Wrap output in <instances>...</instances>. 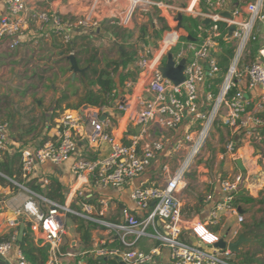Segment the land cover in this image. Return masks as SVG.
<instances>
[{"label":"built area","instance_id":"1","mask_svg":"<svg viewBox=\"0 0 264 264\" xmlns=\"http://www.w3.org/2000/svg\"><path fill=\"white\" fill-rule=\"evenodd\" d=\"M104 1L93 0L88 14L73 16L55 9L38 8L37 0H4L7 13L0 17V43H6L9 49L19 47L25 30L31 22H35L45 37L58 35L63 44L69 45L73 42L76 31L93 33V30L101 27L103 21L95 12H101ZM127 1L130 2V8L125 22H129L132 12L138 8L155 6L165 12L170 28L163 35L158 59L166 49L170 51L179 46L174 59L176 64L182 60L185 62L184 81L175 83L164 76L163 66L158 59L150 58V49H145L136 60V66L140 69V79L148 95L141 101L136 116L135 124L140 126V135L130 143L123 142L113 132L110 120L100 118L102 107L83 104L76 109H66L60 116L46 122L45 135L38 145L23 146L12 142L11 148L14 152H21L24 180L36 178L39 166L44 162L60 165L71 161L72 173L91 188L118 189L142 175L169 145L164 138L147 139L153 124L167 130H178L183 124H187L184 133L169 147L175 154L176 168L172 170L168 164L163 166V174L167 179L163 185L134 187L131 198L135 208H121L116 220L105 217L110 201H97L92 196V191L87 197L79 188L75 190L72 196L80 204V208H75L71 204H60L48 199L0 172V175L27 193L26 200L15 211L16 216L26 220L39 244L49 247L48 259L44 264H63V257L73 264H89L87 258L90 256L99 260L121 259L128 264H155V258L160 255L162 248L168 250L172 264H231L229 260L235 254L228 247H216L215 243L220 238L233 241L242 233L240 226L231 233L232 237L229 228H226L223 237L217 234L225 229L227 217H234L238 225L245 221L240 207L234 204L235 194L243 189L244 173L240 170L229 173L219 181V194L206 196V201L212 202V207L204 220L185 215L181 190L187 184L188 173L198 168V160L203 154L210 131L223 110L224 122L231 134H238L239 140L247 139L252 143L261 139L264 127V48L259 50V58L245 68L244 86H239L241 80L237 81L236 78L241 77L237 66L242 53L249 43L258 40L260 32L264 36V31L257 27L258 22H264V0L244 4L238 2L234 9L230 7V0H183L181 4L158 0ZM227 11L231 13V18L223 15ZM180 16L183 17L182 21L179 20ZM185 19L190 22L198 21L194 34L184 27ZM205 19H209L208 24L204 23ZM232 25L235 29L230 32ZM189 36L193 39H189ZM183 37L188 39L184 40ZM224 39L231 40L235 46L233 63L226 73L221 72L217 56L222 52L221 41ZM72 53L75 52L69 54ZM219 75L224 76L223 84L215 97L213 87ZM203 84L207 90L206 98L215 99L210 111L204 110L199 101ZM257 87L263 91L254 95ZM128 107L125 100L118 103L121 110H127ZM85 124L90 127L87 136L90 145L109 146L104 157L87 159L77 156V136L83 132ZM142 137L146 139L143 143L140 142ZM239 140L231 137L225 145L226 151L235 155ZM9 143V123L0 121V160L11 149ZM39 181L48 183L47 178ZM91 197L96 199V203ZM67 213L107 228L113 238L109 241L101 240L87 250H77L68 243L65 252H61L63 236L66 234L64 218ZM18 223L15 218L9 219V226L15 230L10 234L9 240L0 242V258H6L16 247ZM212 226H219V231H213ZM188 236L196 237L200 243L188 240ZM145 237L156 239L159 246L150 251L136 248L138 241ZM116 241L124 249L113 245ZM17 257L15 264H33L20 248Z\"/></svg>","mask_w":264,"mask_h":264},{"label":"crops","instance_id":"2","mask_svg":"<svg viewBox=\"0 0 264 264\" xmlns=\"http://www.w3.org/2000/svg\"><path fill=\"white\" fill-rule=\"evenodd\" d=\"M158 1L173 2L176 4L183 3V0H158ZM230 1H231L230 7H232L234 6L235 2L244 4L246 2H250L253 0H230ZM36 6H38V8H44V9L46 8L55 9L65 15H70L69 12H72L74 8L72 4L67 2L66 0H51V1L37 0ZM138 9H142L144 11L153 10L159 12L160 15L158 17L164 18V21L168 25V28L166 30L170 28L164 11H161L155 6L138 8ZM263 12H264V7H263ZM6 13L7 11L4 0H0V17L5 15ZM153 23L155 24V26L153 25ZM145 24L148 25L147 30H149V32H153L154 28H159L158 22L157 21L155 22V20L148 21ZM257 27L261 31H264V22H258ZM108 28H110L111 30V27ZM130 30L131 29L128 28L127 33H129ZM165 31L163 32V35ZM181 32L185 33V30H182ZM114 33L115 32L113 33L109 32L110 36H103L101 34L99 35L103 36V38L106 39L108 45L112 49H115L118 58L119 50L121 49V46L123 44H129L131 42L123 41L121 37H115ZM91 37L93 38L94 35L90 36L89 33L87 32H83V34H79L77 36L75 35L74 38L75 40L76 39L82 40L83 42V44H81L80 49L74 48L76 53L78 54L86 53L89 54V56L93 55L91 51L94 42ZM127 38L128 37H126V39ZM254 42H259V44L262 46L260 49L264 48V36L261 32L259 33L258 40ZM252 43L253 42L249 43V45L242 53V58L240 59L241 64L239 62L240 64L239 71L241 72L240 73L241 77L236 78V80L237 81L239 79L241 80V82L239 83V86L241 87L244 86L245 83V77L243 74L245 68L251 62L257 60L260 56L259 55L260 49L258 50L257 54L253 56V53L251 51ZM0 44L8 48L6 43H0ZM161 44H162V39H161ZM223 44H228V45L230 44L231 47L235 48L231 40L224 39L221 41V45L223 48L222 52L221 54H217V56H225V54H223L225 45ZM103 45L105 46V44ZM64 48L66 47L63 45V42L58 35L51 34L48 37H45L43 33L39 30L37 23L31 22L28 28L24 32L21 45L15 48L18 50L17 51L18 56H0V73H4L6 69H13V70L19 69L26 71L29 74L32 73L30 76H34V77L45 76L47 78V76H49L53 79H56L57 77L64 78L65 76H67L66 74H68L67 73L68 67L66 65V60L68 59L67 55L69 54L64 52ZM145 49H149V48L146 47L143 48L139 46V53L136 57V60L138 59L139 55L142 52H144ZM10 50H14V49H10ZM26 53L30 55L33 54L34 56H22L25 55ZM99 56H108V55H106L105 52H102V54H99ZM158 56H160V51L156 53L151 52L150 54V58L152 59L154 58L158 59ZM162 57L163 56H161L158 59V62L160 63L161 66H164L165 65V64L163 65L164 57L163 58ZM167 58L169 59V57ZM136 60L133 64H129L123 70V74L125 75V78L122 80V82H120L119 76L115 78L117 83L114 91L113 100L111 101L110 105L104 106L100 109V118L110 120L112 124L111 129L125 143H130L134 137L140 135L139 134L140 126L136 125L135 121H136V116L138 114V109H140L141 107V101L143 100V98H146V96L148 95L147 92L145 91L144 84L140 79V75H139L140 69L136 66ZM119 72H122V69H120ZM219 76H222L224 78L223 75H219ZM46 80L48 82V79ZM57 82H59L58 79ZM70 82L76 85V87L79 89V92L83 91L84 84H82L81 82H75L74 79H72ZM222 82L218 86V93L222 88V84H223ZM69 83L67 86H63L61 89V88H57V83L53 82L51 85L52 100L49 105L46 104L47 105L45 107L47 108L46 112L43 110V107L41 106L42 105L41 102H39L37 104V109L35 110L34 113L35 117H33L32 120L30 119L28 121H22V124H20L18 120L15 118V114H14L15 111L13 110V108H10L8 104V100L10 96L6 95L5 99L8 100H6L7 103L4 104L3 95L8 93L0 85L1 110H2L0 116L1 118H4L5 114L11 113L12 114L11 120L14 121L16 125L15 127L18 128L17 135H15L14 139L12 140L14 143H18L23 146H36L41 142V140L43 139V135H45V132L43 133L44 119L45 122H48L60 116L66 109H69L67 108L68 103L75 104L74 102H71L73 100V97L79 98L78 95L72 94L74 88L70 87ZM44 87L45 86L43 85V88ZM62 90H67L68 94L70 95V98L63 102L62 108L60 109L62 110V112L56 114L54 113L57 107L56 100L61 95ZM206 91L207 90L205 88V85L204 84L201 85L199 101L202 108L207 111L208 107L213 106L215 99L213 98L212 100H208L206 98ZM262 91L263 90L260 87H257L256 90L253 92V94L258 95L259 93L261 94ZM213 95L216 97L218 94L215 95L213 93ZM123 100H125L129 104L127 110H121L118 108V103H120ZM29 111H30L29 109L25 110L24 112L25 117L28 116ZM224 115H225L224 110L218 114L217 120L210 131L208 141L213 145L210 147H217L215 151L216 154H218V157L222 159L220 163V167L223 169L222 170L223 172L232 171L233 167L235 166L236 168H238V170L242 171L245 176V180L242 185L243 191L248 195L253 196L257 199L263 198L264 190H262V187L264 186V127L261 130V139L258 142L252 143L247 139L239 140L238 134H231L229 127L224 122ZM25 117L23 119H25ZM22 125L23 127H21ZM186 126L187 124H183L178 130H167L161 128L158 124H153L150 129V137H148L147 139L164 138V140L169 145L167 146L165 151H163L152 161L151 165L142 175L135 178L132 182L123 186L122 188H118V189L112 187L91 188L90 185L84 183V181L82 182V180H78L77 177L72 173L71 161L60 165H55L49 161L44 162L42 165L39 166V170L36 178L41 180L42 178L48 179V177L51 175L55 176L63 185V193L66 196L65 204H71L75 208H80V204L77 203L78 200L74 199V197L72 196L75 190L79 188L85 193L87 197L90 195V192L92 191V196L97 198V201L100 199H106L110 201V207L105 212L106 214L105 217L106 218L109 217L112 220H116L118 215H120L121 213L120 211L121 208L125 206L132 209L135 208L134 202L131 198V192L134 187L163 185L166 182L167 179L166 176L163 174V166L165 164H168L172 170L176 168L175 154L171 151L169 147L171 146L172 142L178 139V136L184 133V131L186 130ZM89 132H90V127L87 124H85V128L83 132H81L77 136V141L79 145V152L77 156L87 159H96L107 155L109 151V146L107 144H104L101 147H94L88 143L87 136ZM231 137L234 138L235 140H239V148L235 155L228 153L225 148L224 149L220 148L221 145L223 144L225 146V144L228 142V140ZM24 139L30 141L27 144H24L23 143ZM145 140L146 139L142 137L140 142L143 143ZM12 153H14V151L11 148L5 154H12ZM238 161H241L244 170H241V168L238 166ZM204 172H205V168L203 167V165H199L198 168L193 169L190 173H188L187 184L181 190L183 210L186 209L187 212L190 210L193 211V213L190 215H187L186 212L184 211L185 215L199 220L206 219L210 211V208L212 207V202L206 201V196L208 195L216 196L219 194L220 191L219 183H217V181L213 179L212 176ZM0 194H5L4 196L5 198L3 200L0 198V236L10 235L12 231L15 230L14 228H11L8 224L9 219L15 218L19 221L16 229L18 231V237H20L19 235L21 229L24 228L25 230V228L27 227V223L25 222L26 220L24 221L22 217L16 216L15 211L24 203V201L27 198V193L25 190L15 185L14 183L13 184L7 183L5 185L0 184ZM94 197L91 198L93 199V202L96 203V199ZM200 198L204 199V201L203 202L200 201ZM201 202L203 204L205 203V205L200 209V212H196L195 210L198 206H201ZM261 206H262L261 204H256V205L246 204L244 205V208L241 209V212L249 219L254 214L255 209H259ZM137 213L141 214V211L137 210ZM232 220L233 222H231ZM225 226H226L225 228H229L228 231L231 237H232L231 233L234 232L236 229H238L240 226H241V230L243 229V225H238L234 217L225 218ZM242 233H244V231H242ZM32 235H33V241L36 246L43 248L47 247L49 249L48 246L39 244V242L36 241L33 233ZM220 235L222 236L223 233ZM65 236H67V239L62 240V245L68 241L69 244H71L75 249L83 250L81 248L82 245L80 243L81 241L80 236L75 231V227L72 230L69 228L66 229ZM111 238H113V235L110 234L109 230L100 225V227L92 231V245L89 247V249L96 246L99 243V241L101 240L109 241L111 240ZM142 239L144 241H142ZM142 239L138 241V243L135 246L136 248H139L143 251H150L152 248L159 246V242L152 237H145ZM187 239L197 244L200 243V241L194 236H188ZM116 242L113 243V245L116 244ZM251 242L252 240L249 238V242L244 243L243 245L245 244L249 245ZM19 248L20 247L17 243L16 247L6 256V258H0V264H15L18 258L17 251ZM62 260H63V264H73V262L68 260L66 257H63ZM155 264H172L169 258L168 250L166 248H162L160 255L156 256Z\"/></svg>","mask_w":264,"mask_h":264},{"label":"trees","instance_id":"3","mask_svg":"<svg viewBox=\"0 0 264 264\" xmlns=\"http://www.w3.org/2000/svg\"><path fill=\"white\" fill-rule=\"evenodd\" d=\"M162 22L163 25L160 28H154V33L158 34L160 32L165 31L168 28L167 23L164 21V18L158 17ZM186 20V19H185ZM153 21V20H152ZM187 22V21H186ZM189 24H185L184 27L189 29L188 31L191 34H194L193 30L195 26H197L198 21L193 20ZM155 26V24L153 23ZM148 25L144 24L141 27V35L140 40L144 41L145 38V32L147 31ZM132 31L129 33L115 31L114 36L115 37H121L123 41L128 42L131 39ZM126 37H128L126 39ZM75 38V37H74ZM184 40H187L188 37H183ZM74 41V39H73ZM73 42L69 44L66 48H64L65 53H70L74 51V47L72 46ZM226 48V54L225 56L233 57L235 53L234 47H228V44H223ZM252 48L251 51L253 53V56L257 54L258 50L262 47L259 42H254L251 44ZM179 46L174 47L170 50L171 56H175L178 51ZM173 51V52H172ZM172 52V53H171ZM139 53V43H129V44H123L121 46V49L119 50V57L117 59H110L105 56L103 58L99 57L98 51L95 48L93 51V55L88 58L84 66L85 71L81 74L76 76L74 78L75 82H81L84 84V89L82 92H79V89L76 87L74 83H69L70 87H73L74 90L72 91L73 95H78L79 100L75 104H67V108L69 109H76L77 107L83 105V104H89L95 107H104L110 105L111 101L113 100L114 91L116 88L117 81L115 80L116 77H114V74L119 72L120 69H122V72H119V78L120 82L125 78V75L123 74V70L129 65L133 64L136 60V57ZM78 53H76V57L78 59V62L80 64V58H78ZM228 60V58H225ZM168 61V58H165L163 60V65L166 64ZM70 62V61H69ZM81 65V64H80ZM227 66L222 67L221 72L226 73ZM223 81L222 76H218L216 78L214 87H213V93L216 95L218 94V86ZM234 89L230 92L233 93ZM6 95H3L4 104L7 103L5 99ZM70 98V95L68 94L67 90H62L61 95L56 100V106L61 109L62 104L64 101L68 100ZM56 107V108H57ZM1 97H0V114H1ZM9 118H11L12 114H7ZM0 119L1 116H0ZM3 121V120H0ZM0 172L5 175L6 177L17 181L19 183H23L26 186L30 187L32 190L36 191L37 193L47 197L48 199H51L53 201H56L60 204H65L66 196L63 193V185L62 183L55 177V176H49L48 177V183L43 184L39 181L38 178L31 179V180H24L22 178V171H21V152L16 151L12 154H5L3 156V159L0 160ZM6 177L0 175V184H13L11 181H9ZM200 201H204V199L200 198ZM201 202V206H198L196 208V212H200V209L204 207L205 203L203 204ZM234 204L239 206L240 209L244 208V205L246 204H261L262 206L258 209L259 212H261V217L257 218L255 212L251 216L249 220H246L242 225L244 231V234L246 237L250 238L252 240L251 243H256L260 246V249L251 251V250H243L242 252L235 255V258H232L229 260L231 264H264V259L261 258V254L264 252V197L257 199L253 196L248 195L242 190H239L234 197ZM186 212L187 215H190L193 213V211H188L186 209L183 210V212ZM67 217L72 220V223L75 224V231L80 236V243L82 245L83 250L89 249V247L92 245V231L98 227H100L99 224L86 220L84 218H81L77 215H74L72 213H67ZM213 231L218 232L219 226H215L212 228ZM65 236V235H64ZM10 235H4L0 236V242L9 240ZM64 240L67 239V236ZM17 243L27 258V260L33 264H44L45 261L48 259L49 255V249L47 247H39L36 246L33 241V235L31 233V229L29 224H27V227L24 230V236L22 240H17ZM69 242L67 241L61 246V252H65V246ZM250 243V245H251ZM116 245V244H115ZM118 246L122 249H124V246L121 244H118ZM87 261L89 264H120L118 259L110 258L107 260H99L94 257H88Z\"/></svg>","mask_w":264,"mask_h":264},{"label":"rangeland","instance_id":"4","mask_svg":"<svg viewBox=\"0 0 264 264\" xmlns=\"http://www.w3.org/2000/svg\"><path fill=\"white\" fill-rule=\"evenodd\" d=\"M66 1L71 3L72 6L74 7L72 12H69V14L73 15V16H85L86 14H88L90 12V8H91L92 3H93V0H66ZM129 8H130V2L127 0H106L101 4V9H100L101 12H99V10H98L97 12H95V15H99L100 18L102 19L103 23L101 24V28L104 29L105 31L111 32V33L115 32V31H120L122 33L125 31L127 33L128 28H130L131 29L130 31H132V34H131V39L129 41L131 43H134V44L139 43V46H141L143 48H145V47L149 48L152 53L159 52L161 50V39L163 37L164 31L156 34V33H154V31L149 32V30H147L145 32L144 41L140 40V35H141V31H142L141 27L146 22L151 21V20H155V22L156 21L158 22L159 28L162 27L163 22L158 18V16L160 15L159 12H156L153 10L144 11L142 9H136L134 12H132L130 19H129V22H125L126 17H128ZM41 9H43V8H41ZM186 23L191 25L190 21L186 22V20H184V25ZM104 24H105V26H104ZM108 27H111V30ZM186 30L188 31L189 29H186ZM94 31L95 30H93V33L89 32L90 36L94 35L93 38L91 37L93 42H94V45H92L93 48H92L91 53H93L94 49L96 48L98 51V54H102V52H105V54L108 55L105 57L110 58V59L117 58L115 49H112L108 45V42L106 41L105 38H103V36L99 35L98 33L94 32ZM83 32H87V31L78 30V31H76L75 35L77 36L79 34H83ZM99 36H100V38H99ZM119 39H121V38H119ZM81 44H83L82 40H77V39L75 40L74 39L72 46L75 49H80ZM98 44H101V45H98ZM103 44H105V46ZM63 45L65 47L68 46L65 44H63ZM228 47H230V44ZM226 48L227 47L224 46L223 54H226ZM17 51H18L17 49L10 50L9 48L0 44V56H18ZM22 56H34V55L33 54L30 55V54L26 53L25 55H22ZM162 56L164 57V59L167 57H170V51L166 49L163 52ZM90 57L91 56H89V54H86V53L80 54V59H81V62H80L81 65L80 66H84V64L86 63V61ZM99 57L103 58V56H99ZM225 58H228V60ZM232 63H233V57L219 56V64H220L221 69H222V67L227 66V70H228L229 67H231ZM240 64H241V62H240ZM240 64L238 63L237 68H239ZM66 65L68 67V70H67L68 74H66L67 76H65L64 78H58L57 77L56 79H53L49 76H47V78L45 76H38V77L30 76L32 73L29 74L28 72L23 71V70H19V69H14V70L13 69H6L4 73H0V85L4 88V90L7 91L8 94H5V95L10 96L9 100L7 99L8 104H9L10 108H13V110L15 111V113H14L15 118L18 120V122L20 124H22V121H28L30 119L32 120V118L35 117L34 113H35V110L37 109V104L39 102H41V104H42L41 106L43 107V110L46 112V109H47V108H45L47 106L46 104L49 105L51 103V100H52L51 85L53 82L57 83V88L62 89L63 86H67L68 83L72 79H74L73 78L74 71L70 68L71 64H70L68 59L66 60ZM82 73L83 72H77L76 76L81 75ZM118 73L119 72L115 73L114 77H117L119 75ZM46 79H48V82ZM57 79L59 82H57ZM43 85L45 86L44 88H43ZM32 86H33V88H32ZM78 100H79V98L73 97V100L71 102L76 103V102H78ZM27 109H29L30 111L28 112V116L25 117L24 112ZM210 109H211V106L208 107V111H210ZM61 112H62V110H60L58 108H56L54 111V113H56V114L61 113ZM24 117H25V119H23ZM11 119H12V117L9 118L7 116V114L4 115V118L0 119L3 121H7L9 123V136H10V143L9 144H10V148L12 147V142H13L12 140L14 139V136L17 135V130H18V128L15 127L16 125H15L14 121ZM43 122H44L43 123V133H44L45 125H46L45 119ZM21 127H23V125ZM179 137L180 136H178V138ZM208 140L209 139H207V141H206L205 149L203 150V154H202L201 158L198 160V165H203V167L205 168L204 173H207L208 175L212 176L213 179H215L217 181V183H219V181L222 178L229 175V172L231 174H233L239 170H238V168H236L234 166L232 171H228V172L224 171L223 172L222 171L223 169L220 167V163H221L222 159L218 157V154H216V151H215V149H217V147H210L213 145ZM29 141L30 140L24 139L23 143L27 144ZM220 148L224 149L225 148L224 144L221 145ZM262 190H264V186L262 187ZM4 196H5V194H0V198L2 200L5 198ZM257 210L258 209H255V214L259 218V216H261L262 214H261V212H259ZM107 219H111V218L107 217ZM249 219L245 216V221L249 220ZM64 220H65L66 229H68V228L71 230L74 229L75 224L72 223V220L67 217V214H66ZM231 222H233V220ZM225 230H226V228L222 229V232H218L217 234L220 235L222 233H225ZM63 237L65 238V236H63ZM142 241H144V240L142 239ZM196 241H197V239H196ZM118 244H120V243L117 241L116 245L118 246ZM257 249H260V246L256 243H251V245L245 244V245L241 246L240 252H242L243 250L254 251ZM235 255L232 256V258H235ZM261 258L264 259V252L261 254Z\"/></svg>","mask_w":264,"mask_h":264},{"label":"water","instance_id":"5","mask_svg":"<svg viewBox=\"0 0 264 264\" xmlns=\"http://www.w3.org/2000/svg\"><path fill=\"white\" fill-rule=\"evenodd\" d=\"M237 5H238V2H235L234 6H232L231 8L234 9L235 6ZM223 15L227 18H231V13L229 11L225 12ZM179 20L182 21L183 17L180 16ZM204 23L208 24L209 19H205ZM234 29L235 27L233 25L230 26V32H232ZM94 32L101 34L103 36H110L109 32H105V30L102 29L101 27H97ZM189 39H193V37L189 36ZM67 58L69 59L70 64H71L70 68L74 71L73 78L76 77L77 72L85 71V67L81 68L75 53L68 54ZM184 63H185L184 60H182L179 64H176L175 59L170 54V57L167 63L162 67V72L164 76L172 79L175 83L183 82L185 78L184 73H183ZM238 166L241 168V170H244V167L241 161H238ZM23 234H24V228L21 229V232L19 235L20 237H18L19 240H22ZM247 242H249V238H247L244 233H241L235 240L229 241V242L225 238H220L219 241L215 243V246L221 249H225L228 247L234 254H238L240 253L241 246ZM107 259L108 258H104V260H107ZM118 260L120 264H128L127 262H124L121 259H118Z\"/></svg>","mask_w":264,"mask_h":264}]
</instances>
